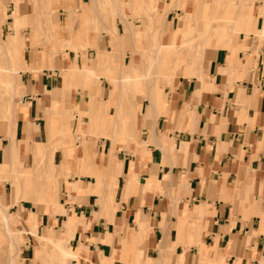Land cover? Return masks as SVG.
<instances>
[{
  "label": "crops",
  "instance_id": "obj_1",
  "mask_svg": "<svg viewBox=\"0 0 264 264\" xmlns=\"http://www.w3.org/2000/svg\"><path fill=\"white\" fill-rule=\"evenodd\" d=\"M192 6L194 10L196 3ZM227 9L219 5L214 19L212 10L205 12L206 28L232 22L231 31L222 32L217 41L228 48L220 47L213 54L207 71L195 68L192 59L175 67L165 60L164 66L174 73L165 76L170 84L163 93L160 84L152 89L139 82L138 88L148 95L142 101L122 87L121 72L115 69L118 57L123 59L116 56L115 47L121 45L123 55L125 45L111 39L117 54L109 62L102 30L75 40L73 26L65 25L72 44L91 45L87 56H77L68 48L60 62L39 51L25 60L22 56L19 68L30 70L20 72L17 67L11 73L17 83L12 103L16 119L9 139L4 137L7 125L2 122L0 128V170L11 169L13 137L20 155L26 147L36 158L46 152L53 158L52 142H62L54 154L61 173H54L50 182L44 178L46 190L39 197L49 201L40 214V226L32 213L25 218L31 228L23 246L26 264H38V258L59 264L53 240L65 241L76 254L63 264H264V39L248 41L244 49L242 42L230 38L237 32L262 34L263 27H256L253 14L225 18ZM15 18L16 24L21 23L20 15ZM24 42L26 48L27 38ZM78 64L83 70L99 68L105 74L97 69L98 78L90 77L76 70ZM112 70L114 76H108ZM179 71L183 72L180 83L172 88L170 79ZM59 93L61 103L56 100ZM20 95L24 99L16 101ZM60 107L61 125L54 119ZM119 108L137 109L136 117L121 123ZM77 109L88 115L79 116ZM103 116L108 117V130ZM74 119L83 139L78 137L72 150L67 145L73 134L66 129L69 124L71 129ZM124 125L125 137L116 138ZM59 130L65 132L62 139L56 138ZM44 171L35 169V173ZM59 174L65 176L64 203L59 199ZM33 180L29 174L26 184L13 183L17 194L12 200L19 201L21 185L28 189ZM0 198L4 199L2 193ZM39 227L45 235L36 248L33 237Z\"/></svg>",
  "mask_w": 264,
  "mask_h": 264
},
{
  "label": "rangeland",
  "instance_id": "obj_2",
  "mask_svg": "<svg viewBox=\"0 0 264 264\" xmlns=\"http://www.w3.org/2000/svg\"><path fill=\"white\" fill-rule=\"evenodd\" d=\"M221 2L222 0H20L19 2L18 0H0V39L6 40L8 42L7 44L11 47L8 54L6 52L7 49L0 44V128L2 122L7 125V131L4 137L9 139L12 122L16 119V117L10 116L9 113L11 111L8 112L7 108L14 103L13 89L17 84L12 81L13 76L11 75L10 67H13V64L17 62L16 56H12L11 54L14 52L12 46L18 33L27 38L23 60L30 53L34 54L36 51H39L41 54L48 55L50 59H56L60 62L63 55L66 54L67 48L73 49L77 56L78 54H82L83 56L88 55L90 44L74 45L71 39L82 40V37L90 31H104L107 36L103 37V43L105 49H108L105 52L106 56H108V61H113L112 58L114 54H117L116 49L118 48L119 54L116 56L123 57V59L118 57L119 61H116L115 67V69L121 72V75L119 73L118 75L120 76L122 87L129 91L133 90L136 100L142 101L144 98H148V95L147 93L143 94L142 89L138 88L139 82L141 87H145L146 84H150L151 86L153 84L155 86L160 84L164 93V88H167V85L170 84L165 76L174 74L167 70L162 58L158 59L160 52L166 51L165 57L166 61L169 60L170 67H175L180 61L187 62L192 59V61H195L193 64L195 68H201L206 72L208 61L212 58L213 54L220 47H226L224 43L217 41L222 32L225 34L228 33L231 29L232 22L230 23V20L227 21L224 27H216L214 24H209L210 27L207 25L208 28H206V24L204 23L208 21L205 16L206 11L212 10L210 11V16L214 19L218 16L219 5L221 8L224 6V10H228L227 7H229L230 13L227 11L225 18L232 19L236 17L237 13H240L242 17L253 14L257 20L256 27L260 29L263 27L264 0H225L223 6ZM194 3H196V7L193 10L192 5ZM191 10L193 12H188ZM14 11L20 13L22 21L19 24H16ZM63 11L67 13L63 15ZM247 11L248 13H246ZM187 13H190V18L187 17ZM65 25L73 26L71 39L67 38ZM188 26L196 30V33L189 32L184 34L183 30ZM133 30L135 31L134 35L132 34ZM230 38L242 42L244 49H248V41L258 40V43L262 42L264 39V31L262 34L254 32L249 35L237 32L232 34ZM111 39L112 43L118 39L125 45L123 55L120 54L121 45L115 47L116 49L113 47L112 50ZM228 39L229 37L224 42ZM161 43L175 46V48L168 49L161 45ZM207 43H211L213 46L206 47ZM91 59L95 60V57L91 56ZM80 68L81 66L78 64L76 70L81 71L82 68L81 70ZM134 68L136 72L132 73ZM97 69L100 70L96 68L92 73L85 72L90 77L98 78ZM22 70H30V68L21 67L17 71L21 72ZM20 72L17 73V78H20ZM101 73L105 74L103 71ZM130 73L135 76L136 82L128 79L127 76ZM106 74L112 76L114 71H108ZM181 75H183V72L179 71L170 79L172 88H175L180 83ZM120 80L117 78L115 88H119ZM21 98H23L22 95L15 98V100L19 101ZM56 100L61 103L60 93ZM120 109L124 110V108ZM66 113L69 115V111ZM77 113L79 116L88 115L85 110L77 109ZM119 114L118 120L121 123H126L131 119L126 117L124 121ZM69 117L73 119L75 116L71 114ZM54 119H56L59 125L63 123L64 111L61 107L54 111ZM103 119L108 130V117L103 116ZM75 123L74 119L71 129L69 127L70 124L66 129L71 135L73 134L72 141L67 145H70L72 150L74 149L73 145L75 146L77 144L78 137H82L81 129L76 127L77 125ZM125 128L126 125H124V128L122 126L120 127L118 130L119 134L116 138L125 137L127 133ZM64 133L63 130H59L56 132V138L62 139ZM88 133L97 136V133L92 131ZM137 134H139V131L135 128V136ZM116 142L114 143L117 144ZM5 143H8V140H5ZM55 145H60L57 149L62 148V142H52L51 150H53ZM117 146L118 148L123 147V145ZM32 149L34 150L33 145ZM58 151L61 154L62 149ZM36 157L33 156L29 148L23 147L20 157H15L18 161L17 164H14V166L11 165V169L9 170H6L8 168L7 166L0 170V193L4 195L3 200L0 198V203L3 201L13 219V221L9 222L4 221L5 212L0 209V264H10L9 259L15 253L19 256V264L27 263L24 259L23 246L25 245V241L28 240V234L26 232L31 231V228L28 225V220L25 218L32 213L37 218V226L40 224V214H42V211L49 202L39 200L41 193L46 190L44 189V178L50 182L52 181V175L54 173H61L59 169L60 164H55L56 166L52 164V157L50 158L49 152L41 155L38 163L36 162L39 158ZM36 167H43L45 169L44 174L37 173L35 176ZM24 170L28 172L27 175H23ZM29 174H31V179L35 176L32 184L28 188L29 190L26 191L25 185L22 184L20 193L22 197H20L18 202H13L12 194H17L16 187L13 183L22 181L20 178L23 176L28 177ZM63 175L59 174L57 176L60 179L62 178L59 184V199L61 203H64L62 183L65 176ZM18 216H21L19 220ZM43 231L39 227L36 230L38 235L35 234L33 237L36 248H40L41 243L44 241L41 239V236L45 235ZM48 247L54 249V244L49 243ZM17 250H19L18 254L16 252ZM36 262L38 264H46L42 258H38Z\"/></svg>",
  "mask_w": 264,
  "mask_h": 264
},
{
  "label": "bare ground",
  "instance_id": "obj_3",
  "mask_svg": "<svg viewBox=\"0 0 264 264\" xmlns=\"http://www.w3.org/2000/svg\"><path fill=\"white\" fill-rule=\"evenodd\" d=\"M20 0H18V2H19ZM170 5H172L171 3H169ZM154 6H155V4H154ZM16 16L15 17H17V16H19L20 15V13L18 12V11H16V14H15ZM187 17H188V13H187ZM182 21V20H181ZM263 31H264V25H263ZM196 33V30H194V29H192L190 26H188V27H186V28H184V30H183V33L184 34H186V33ZM56 33V32H55ZM24 40H25V37H23L22 35H20L19 33L16 35V37H15V39H14V43H13V46H12V49L14 50V52L11 54L12 56H16V58H17V62H15L14 63V66H13V70H12V72L11 73H15L16 72V70H17V67L19 68V63H20V59L22 58V56H23V53H24V48H25V42H24ZM8 42L6 41V40H4V39H0V44L1 45H3L4 46V48H6L7 49V51L6 52H8L10 49H11V47L7 44ZM161 45H163L164 47H167L168 49L169 48H175V46H172V45H166V44H164V43H161ZM170 49V50H171ZM165 52L166 51H162V52H160L159 54H158V59L159 58H162V61L163 62H165V60H166V57H165ZM8 54H9V52H8ZM9 56V55H8ZM11 56V57H12ZM159 61V60H158ZM80 70H81V68H80ZM83 70V69H82ZM83 71H88L89 73H92L90 70H83ZM12 75V74H11ZM13 76V75H12ZM128 79L129 80H131L132 79V82H136V78H135V76L132 74V73H130V74H128ZM126 77V78H127ZM160 77V76H159ZM159 79V78H158ZM13 80H14V78H13ZM160 80V79H159ZM152 87V89H156L157 88V86H155L154 84L151 86ZM117 88V87H116ZM115 88V89H116ZM150 88V87H149ZM148 88V89H149ZM123 109H118V111H117V118H118V114L119 115H121V119H124V118H126V117H128V118H131L132 116H136V113H137V109H124L123 111H122ZM8 112L9 111H11L9 114H10V116H12L13 115V113H14V110H13V107H12V105L11 106H9V110H7ZM120 111V112H119ZM7 112V113H8ZM6 113V112H5ZM12 114V115H11ZM8 115V114H7ZM124 121H125V119H124ZM56 146V145H55ZM54 146V148H53V158H52V164L53 165H55L56 163L54 162V154H55V152H56V150H57V147H55ZM10 154H11V160H12V165L14 166V164H17V160L15 159V157L16 158H19V156H20V152H19V143H18V141L16 140V138H14L13 137V140H12V142H11V145H10ZM49 149V148H48ZM44 157V156H43ZM45 158V157H44ZM16 160V161H15ZM38 160H40V158L39 159H37V162L36 163H38ZM44 160V159H43ZM12 166V167H13ZM56 166V165H55ZM48 174V173H47ZM37 175V173H35V176ZM49 175V174H48ZM35 176H34V178H35ZM33 178V179H34ZM22 181H23V183L24 184H26V181H25V177L23 176L22 177V179H21ZM34 185V184H33ZM29 188V187H28ZM26 190H29V189H27V188H25ZM14 201H16V202H18V200L17 199H14L13 200V202ZM0 209H2L4 212H5V214H4V218H5V221L6 222H9V221H13V219H12V217L10 216V214H9V212H8V209L6 208V205H4V204H2V203H0ZM20 233V232H19ZM18 233V234H19ZM15 234H17L16 232H15ZM14 235V234H13ZM53 242H55L57 245H58V263L59 264H63L65 261H66V259H67V257H76V254H74L73 252H71L70 251V248L69 247H67V245H66V242L65 241H54L53 240ZM68 242V241H67ZM17 252V254L19 253V250H17L16 251ZM18 259H19V256L18 255H16V253L15 254H13L12 256H11V258L9 259V263L10 264H19V261H18Z\"/></svg>",
  "mask_w": 264,
  "mask_h": 264
}]
</instances>
